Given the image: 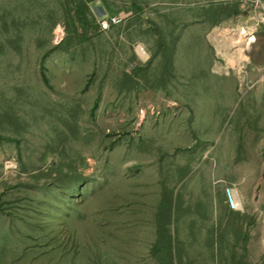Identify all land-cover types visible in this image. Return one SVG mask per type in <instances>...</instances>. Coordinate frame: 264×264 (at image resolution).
Wrapping results in <instances>:
<instances>
[{
    "label": "rangeland",
    "instance_id": "rangeland-1",
    "mask_svg": "<svg viewBox=\"0 0 264 264\" xmlns=\"http://www.w3.org/2000/svg\"><path fill=\"white\" fill-rule=\"evenodd\" d=\"M82 1L76 28V0H0V264H264V120H242L239 92L231 104L206 35L255 0Z\"/></svg>",
    "mask_w": 264,
    "mask_h": 264
},
{
    "label": "built area",
    "instance_id": "built-area-1",
    "mask_svg": "<svg viewBox=\"0 0 264 264\" xmlns=\"http://www.w3.org/2000/svg\"><path fill=\"white\" fill-rule=\"evenodd\" d=\"M252 13L243 22L217 24L207 33V40L214 53L211 72L217 76L235 77L238 82L239 93L243 96L253 90L262 80V78L251 80L249 73L252 62L251 54L257 40V34L260 28L264 27V2L262 0L254 1ZM118 21L119 19H115L114 16L100 18L98 20L99 30L102 32L109 31L112 24ZM63 36V28L59 27L56 43H60ZM133 49L140 62L149 61L151 55L145 44L136 42ZM4 167L15 169V165L10 162H6ZM235 193L237 190L231 189L229 199L232 208L239 209L236 206Z\"/></svg>",
    "mask_w": 264,
    "mask_h": 264
},
{
    "label": "trees",
    "instance_id": "trees-1",
    "mask_svg": "<svg viewBox=\"0 0 264 264\" xmlns=\"http://www.w3.org/2000/svg\"><path fill=\"white\" fill-rule=\"evenodd\" d=\"M76 1H77L76 7L72 11L70 10L71 8L67 10V13L69 14V17H70L69 21L72 23V25H74V27H76L77 22H76V19L74 17L75 13L73 14V11L77 10L76 8L81 9L82 13L80 14V18H78V21H82L81 17L84 16L86 9H88L87 2L82 1V0H76ZM63 2L65 3L64 7H68L70 5V2H75V0H63ZM133 8H134L133 11L135 14H138L141 11V8L139 6L134 5ZM240 14H242V10H240L239 4H238L237 7L233 10V12L230 13V15L236 16V15H240ZM84 26L86 27L87 25H84ZM172 36H173V34H172ZM76 37H77V33H75L74 36L71 35V37L68 38V39H70V43H69L70 46H72L74 48L77 46V44L79 42V40L76 39ZM67 40H65V41H67ZM159 41H162V43H159L158 48L160 49L161 46H163L164 57H167L169 59L168 62L171 64L173 62L172 61L173 60V50L175 48L174 40H172L170 43L164 41V38L159 40ZM60 45L61 44H59L57 47H54V49H57ZM61 47H63V44ZM47 53L42 57V62H41L40 68H41V76H42L43 82L45 84L49 85V79H48L47 74H46V66H45V62H44L46 57H48ZM135 57H136V55H135ZM171 66H173V63L171 64ZM134 67H135L134 71H136V70L138 71L140 69L137 66H134ZM98 107H99V98H96L94 103H93V106L91 108V115L95 114ZM2 138H4V137L0 136V139H2ZM52 166H53V169L57 173L58 181L63 182L65 180L66 185H65L64 189L66 191H69L72 194H76V193L80 194L81 193V190H82V187L86 181V178H83L81 175H78V174H76V172H73V170H71L72 168L69 169L70 164H68L66 162L65 158H63L61 156V158H59V161H54Z\"/></svg>",
    "mask_w": 264,
    "mask_h": 264
},
{
    "label": "crops",
    "instance_id": "crops-1",
    "mask_svg": "<svg viewBox=\"0 0 264 264\" xmlns=\"http://www.w3.org/2000/svg\"><path fill=\"white\" fill-rule=\"evenodd\" d=\"M243 7V4H241L240 8ZM249 12L246 10H242L241 16L243 17H237L239 15L235 16V19H226L230 22H243L249 17ZM234 16V15H233ZM226 22V21H225ZM228 22V21H227ZM223 22H213V26L217 24H221ZM260 31L257 34V40L253 47V56L251 54V65L249 68L250 78L251 80H258L259 78H262V80L258 83V85L248 92L245 95V102L242 107V112L240 114H246L247 117L242 116V120H256V122H259V120H264V39L262 38V34H260ZM264 33V32H263ZM207 35V34H206ZM237 82H234L230 89L233 91L232 93V100L231 104H234L233 102L236 100V96L238 95V86ZM259 124V123H258ZM236 130V129H235ZM249 130V128L247 129ZM250 132L246 134H242L244 136H250Z\"/></svg>",
    "mask_w": 264,
    "mask_h": 264
},
{
    "label": "bare ground",
    "instance_id": "bare-ground-1",
    "mask_svg": "<svg viewBox=\"0 0 264 264\" xmlns=\"http://www.w3.org/2000/svg\"><path fill=\"white\" fill-rule=\"evenodd\" d=\"M234 197H235V202H236V206H237V208H242V203H241V200H240V198L238 197V194L237 193H235L234 194Z\"/></svg>",
    "mask_w": 264,
    "mask_h": 264
}]
</instances>
